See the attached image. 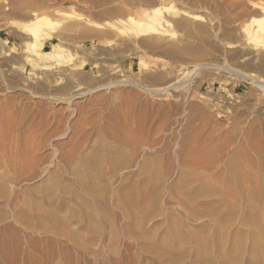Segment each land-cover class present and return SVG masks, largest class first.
Listing matches in <instances>:
<instances>
[{
  "label": "rangeland",
  "instance_id": "374dc122",
  "mask_svg": "<svg viewBox=\"0 0 264 264\" xmlns=\"http://www.w3.org/2000/svg\"><path fill=\"white\" fill-rule=\"evenodd\" d=\"M24 1L0 0V39L12 52V56H9L5 60L6 62L3 61L2 65L3 69L12 70L16 89L21 83L22 85L31 83L29 76L34 67L26 63L28 53H26L25 41L19 31L13 28V23L17 24L31 19L33 11L47 14L52 13L54 9L74 10L84 16L87 15L98 23L104 24L109 21L119 26V19L123 20L128 15L141 19L146 11L151 13L157 7L156 5H159V1L164 4L174 1L185 5L190 12L199 14L206 19L200 23L186 24V27L193 31H191L192 33L197 31L199 35L201 25L213 23L215 26L213 24L212 26L219 27L228 22L230 23L229 27L235 29L230 37L232 41L228 39L233 42L241 40L240 29L250 21L246 15L251 11V4L254 1L264 0H101L102 3L96 0H41L38 6L16 13L15 8ZM72 20L68 19L66 24H62L60 37H58L59 39L56 37L53 43L63 41L76 53V57L70 65L62 68L63 71L61 68L58 69V71H62L59 72V77H61V73L64 78L62 86L49 88L47 93L44 92L45 90L43 93L36 91L38 95L46 93L47 97L70 98L78 88L92 89L99 85L125 79L158 90H165L167 87L175 85L176 82L177 84L182 83V85L160 95L121 85L116 88L100 89L84 99H76L71 105L67 102L30 98L26 93L18 90L9 94L14 96L11 109L8 111V113L12 111L13 125L6 129H13L9 133V130L3 128L0 144L4 145L1 151L5 150L4 152H6L4 160L13 155L17 161L21 158L23 162H28L30 158L33 159L31 164L28 163L29 165H19V169L23 171V178H31L39 168L53 171L54 166L59 165L60 169L66 173V179L73 181V178L70 177L71 162L76 160L79 162L87 152L91 153L98 149L102 143V146L105 144L106 147L110 146L122 154H129L128 157L133 155L132 152L136 148L143 150L145 155L151 157V159L147 157L149 158V171L151 168L150 176L148 171L146 172L148 176L144 173V176L142 175L136 180L132 176L136 172L129 170L124 174L123 179L130 178L131 183L136 185L133 190L137 191L138 186L142 188L144 185L154 184L157 168L160 167L157 172L163 173L162 170L168 163L173 164L174 167L177 166L185 156L186 147L195 136H200V142L210 141V139L215 142L219 139L220 142L223 141L221 144L218 143L227 149V152L222 155L224 159L228 157L227 153H234L236 146L243 145L244 148L250 150L248 154L254 162L264 161V90L259 89L250 80H243L229 71L202 68L198 73H195L198 64L216 60L220 65H230L229 67L233 70L252 75L255 80L264 83V68H259L264 63V54H258L255 59L249 57L250 53L247 52L249 59L243 56L237 60L234 59L235 56L237 57L236 52L239 50L245 52L244 46L239 45V48L233 50L225 49V44L210 40L211 38L208 39V42L210 40L208 46H204L203 40L206 38L203 39L200 37L201 35L197 37V33L194 35L196 37L192 38L193 34L189 36L187 29H185L187 32L185 34L183 28L174 29L175 32L168 34L167 37L164 36L165 38L157 37V39L156 36H149L134 43L133 40L124 39L117 29L110 26H104L106 29L98 27L97 29L87 25L85 20ZM208 21L211 24L207 23ZM86 32L89 33L86 34ZM206 36L207 38L211 37L210 34H206ZM188 38L190 41L187 40ZM154 42L160 44L158 45L160 46L159 50L162 47L160 51L156 45H152ZM226 42L227 40L224 43ZM148 44L152 46H148ZM48 45L46 51L52 49V45L50 43ZM186 45L192 48H205L206 52L199 58L183 52L179 55L181 50L187 48ZM175 49L179 54L175 52ZM140 55L147 62L148 66L145 69H142L140 65L138 57ZM22 67L25 68L23 73ZM43 76L45 77V75ZM55 79H57L56 76L43 78L48 83L51 81V86H54ZM0 89V106H2L7 96L3 92L4 89ZM116 89L120 93H118L119 97L113 101L112 94ZM234 94L238 95V102L233 100ZM15 97L22 98L23 102L22 99L18 102L19 100ZM236 130L237 132L241 130L237 137L226 138ZM213 131L216 133L214 134ZM6 132L11 138L6 136ZM210 136L213 139H209ZM7 137L9 138L7 139ZM73 152L75 154L71 156ZM0 157L4 158V155L0 154ZM152 157L154 158L152 159ZM242 157L239 158V160L241 159L240 163L245 165V158ZM259 167L252 168L253 174H264V171ZM107 168L109 169V167ZM184 169L186 170V168ZM152 178L153 180H151ZM141 181L145 183L140 185ZM111 182L113 188L118 184V180L115 178ZM76 188H79L77 183ZM78 190L81 193V189ZM108 197L114 202L112 203V219L117 232L116 236L112 234L110 221L102 214L101 209L96 207L95 217L100 231L91 230L87 226L88 223H75L77 226L74 224L70 230L76 231L78 227H84L80 236L82 240L78 238L82 241L81 243L76 240L77 238L67 237V235L63 237V234H54L51 230L44 231L46 233L39 230L35 233L27 232L25 236L27 235L28 238L23 237L19 240L21 242L20 254L22 255L20 260L15 261V264H191L189 261L181 262V259L177 257L175 259L170 255L156 257L144 253L141 246L135 243L126 231L125 224L128 223L125 218L126 211L116 205L118 202L116 194L110 193ZM163 200L172 208L177 207V204L170 201L168 194L164 195ZM136 205H132L136 207L134 210L130 209L136 215L141 214V208L149 207L148 204L143 207ZM65 215L67 213H63V216ZM158 220L162 221L163 219L158 218ZM167 228L166 224L157 230L159 233H165ZM26 239L32 243L36 240H40L42 243L38 249L34 245L28 247L24 244ZM165 242L168 247L181 246L178 240L172 236H168ZM182 246V251L186 248L185 251L188 250L193 252V255H198L201 263L206 261L207 255L199 249L200 247L198 248V245L191 244L187 247L185 244ZM200 251L201 253H198ZM42 255H44V261L41 260ZM10 258L11 256L5 259ZM9 262H0V264H10Z\"/></svg>",
  "mask_w": 264,
  "mask_h": 264
},
{
  "label": "bare ground",
  "instance_id": "6f19581e",
  "mask_svg": "<svg viewBox=\"0 0 264 264\" xmlns=\"http://www.w3.org/2000/svg\"><path fill=\"white\" fill-rule=\"evenodd\" d=\"M40 1L25 0L15 8V12L20 13L26 8H34L39 5ZM96 1L101 2V0ZM168 2L164 4L159 1V5L157 4V7L151 13L146 11L141 19H137L132 15H128L123 20L119 19V26L109 21L104 24L98 23L77 11H66L63 9H54L52 13L47 14L33 11L31 19L17 24L13 23V28L19 31L25 41V49L26 53H28L27 59L25 58L26 63L31 64L34 70L29 76L31 83L28 82L29 84L22 85L20 82V86L16 89L12 70L3 69L2 65L3 61L12 56V52L0 39V88L4 89L3 92L7 96L4 104L0 106V139L3 128L5 130L6 127L10 128L13 125L12 111L9 113L8 111L11 109L10 106L14 96L9 94L16 90L26 93L27 97L30 98L67 102L71 105L76 99H84L96 91H100V89L116 88L121 85L135 87L153 95L169 92L182 85V83L177 84L176 82L175 85L173 84V86L171 85L165 90H158L144 87L139 83L125 79L99 85L92 89L78 88L70 98L45 96L49 88L62 86L64 78L61 73L60 76L62 78L59 77V72L63 71L62 68L70 65L76 57V53L63 41L60 40L57 43H53L56 37H60V27H63L62 24L68 19L85 20L87 25L96 28L110 26L113 29H117L120 36L124 39L133 40L134 43H138L142 38L149 36H156V38L167 37L168 34L175 32L174 29L183 28L182 30L185 34L187 32L189 36L193 34L191 35L192 38L196 37L194 36L196 33L197 37L201 35L200 37H203V39L206 38L203 40L204 46L209 44L210 40L225 44V49L233 50L239 45L244 46L246 48L245 52L240 50L236 52L237 57L235 56L234 59L237 60L243 56L247 57V52L250 53L249 57L255 59L258 54H264V1H254L251 4V11L247 12L248 14L246 15L250 21L240 29L239 36L241 40L233 41L234 43L231 42L232 39L230 37H232V31L235 29L234 27H229L230 23L227 22L228 25L216 26V28L213 23L214 26L208 21L207 23L210 22L211 25H201L200 29L198 28L199 35L197 31L192 33L193 31L191 30V32L186 27V24L200 23L206 19L199 14L190 12L181 3ZM185 29H187V32ZM89 32H86V34ZM206 34H210L211 37L207 38ZM208 39H210L209 42ZM228 39H231V41H228ZM187 40L190 41L189 38ZM226 40L227 42L224 43ZM49 43L52 45V49L46 51V45ZM157 43L154 42L152 45H156L158 49L160 48L158 45L161 43L160 41V44ZM152 45L148 44V46ZM164 46L167 47L165 44ZM186 47L181 51L178 49L180 54L176 49L174 51L179 55L183 52L184 54L194 55L197 58L202 57L206 52L205 48H192L187 45ZM175 48L178 47L175 46ZM164 53L166 54V51ZM138 57L140 58L142 69H145L148 66L147 62L141 55ZM249 57L247 58L249 59ZM229 66L220 65L216 60H210L203 64H198L195 68V73H198L202 68L229 71L243 80H250L259 89L264 90V83L255 80L252 75L233 70ZM60 68L62 71H58ZM259 68H264V63ZM24 70L25 68L22 67V73ZM65 70L64 72L67 71ZM43 75L45 77L56 76L57 79L53 82L54 86H51V81L49 83L44 81L43 78L45 77ZM36 91L47 92L38 95ZM118 93L120 92L116 89L115 93L112 94L113 101L119 97ZM21 99L19 98L18 102ZM10 130L9 133H11ZM213 133L215 134L216 132L213 131ZM239 133H241V130L240 132H237V130L233 131L226 138H235ZM7 135L11 138L6 132ZM192 138V142L185 149L184 158L177 166L174 167L173 164L168 163L165 166L166 168L161 169L164 174L160 171L157 172L160 167L157 168L154 184L150 186L143 184L142 188L138 186L137 191L133 190L136 185L134 186L131 183V179H123V177L125 173L131 170L136 172L132 176L137 180V178H141L144 173L149 171V158L147 157L150 156L145 155L143 150L136 148L132 152L133 155L128 157L127 155L129 154H122L110 146L106 147L105 144L102 146L101 143L98 149L91 153L87 152L88 154L86 153L79 162L77 160L71 162L70 177L73 178V181H69V179H66V173L60 169L59 165L54 166L53 171L39 168L31 178H23V171L19 169V165L31 164L33 159L31 160L30 158L28 162H23L22 158L17 161L13 157L14 155H9L10 157L4 160L6 152H4L5 150L1 151L4 144H0V154L4 155V158L0 157V262L8 263V260H12L9 263L15 264V261L20 260L22 254H20L21 242L19 240L23 237L28 238L27 235L25 236L27 232L35 233L38 230L42 232L51 230L54 234H63V237L67 235V237L79 240L84 227H78L76 231L70 230V227L73 228L75 223L78 224L80 222L88 223L87 226L93 231H100V226L96 222L95 217L96 207L101 209L102 214L110 221L113 230L112 234L116 236L117 232L112 219V203L114 202L108 197L110 193H115L116 201H118L115 204L126 211L125 218L128 220V223L125 224L126 231L129 237L141 246V250L144 253L156 257L170 255L175 259L176 257L181 259L182 261L179 260L181 262L189 261L191 264H264V174H253L254 172L252 171L255 166H260L259 168L264 171V161L254 162L248 154L250 150L244 148L243 145L236 146L234 153H227L228 157L224 159L222 155L227 152V149L224 145L220 146L223 142H220V139L215 142L210 139L212 138L210 136V141L200 142V136ZM238 144L240 143L238 142ZM57 150L56 152L59 153ZM74 154V152L71 153V156H74ZM242 156L245 158V165L240 163L241 159L239 160V158ZM184 168H186L187 172ZM261 170L260 172L262 173ZM113 178L118 180V184L114 188L111 184ZM144 181H141L140 185ZM76 183L79 185L78 189H81L82 195L76 188ZM165 194H168L170 201L177 204V207L172 208L171 205L170 207L163 200ZM136 204L142 207L148 204L149 207L147 209L145 207L141 208V214L136 215L130 211V209L134 210L136 208L132 206ZM63 213H67V215L63 216ZM158 218L163 220L159 221ZM166 224L168 225L167 231L159 233L157 228H161ZM168 236L178 240L181 246L176 248L168 247L165 244ZM80 240L79 242L81 243L82 241ZM41 243L40 240H36L33 243L28 239L24 241V244L28 247L34 245L37 246V249ZM185 244L186 246L191 244L198 245V248L200 247L199 249L207 255L206 261L201 263L198 255L195 256L196 254L193 255V252L185 251L186 248L182 251L181 247ZM198 253H201V251ZM10 256V259H5ZM43 256L41 257L42 261H44Z\"/></svg>",
  "mask_w": 264,
  "mask_h": 264
},
{
  "label": "built area",
  "instance_id": "2783aa9c",
  "mask_svg": "<svg viewBox=\"0 0 264 264\" xmlns=\"http://www.w3.org/2000/svg\"><path fill=\"white\" fill-rule=\"evenodd\" d=\"M235 102H238L239 101V98H238V95L237 94H234V99H233ZM232 104V103H231Z\"/></svg>",
  "mask_w": 264,
  "mask_h": 264
},
{
  "label": "crops",
  "instance_id": "0c3cea01",
  "mask_svg": "<svg viewBox=\"0 0 264 264\" xmlns=\"http://www.w3.org/2000/svg\"><path fill=\"white\" fill-rule=\"evenodd\" d=\"M49 47V45H46V49Z\"/></svg>",
  "mask_w": 264,
  "mask_h": 264
}]
</instances>
